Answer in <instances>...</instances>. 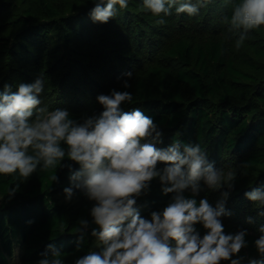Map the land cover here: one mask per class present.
Returning <instances> with one entry per match:
<instances>
[{
  "label": "trees",
  "instance_id": "trees-1",
  "mask_svg": "<svg viewBox=\"0 0 264 264\" xmlns=\"http://www.w3.org/2000/svg\"><path fill=\"white\" fill-rule=\"evenodd\" d=\"M237 2L212 0L195 16L177 14L174 9L169 16H154L143 8V0H129L126 9L117 6L114 19L100 24L89 16L93 0H0V37L6 47L11 39L6 36L21 28L14 33L19 42L8 51L15 53L17 47L29 54L28 71L35 80L43 78V95L79 104L89 100L96 87L99 95L113 89L129 91L132 102L122 108H140L158 130L165 129L159 147L175 140L199 144L213 162L225 155L236 161L239 180L264 187V26L250 31L238 44L239 34L229 31L225 19L231 17ZM210 18L221 20V25L212 23L213 34L207 39L196 41L188 35V28L199 31L196 22L206 23ZM160 19L165 23H157ZM180 21L187 28L175 34ZM139 62L146 67L119 80L123 71L137 68ZM3 70L18 80L28 76L13 64L0 65ZM126 80L131 85L127 89ZM8 84L7 75L0 79V90ZM77 107L69 109L73 119L93 116ZM62 163L65 166L56 170L38 168L27 180L0 175V264H37L49 244L64 253V264H74L90 249L99 250L91 236L96 227L90 215L94 202L78 189L69 203L63 201V189L71 187L70 168L76 170L79 165L67 158ZM52 175L58 180L52 181ZM17 185L15 194L9 196ZM161 188L154 179L150 189L137 198L142 217L149 219L170 201L172 194L164 195ZM247 191L242 198L247 199ZM80 219L89 221L82 238L76 231ZM196 228L204 234L202 225ZM245 239V249L255 253L256 238L247 234Z\"/></svg>",
  "mask_w": 264,
  "mask_h": 264
},
{
  "label": "clouds",
  "instance_id": "clouds-1",
  "mask_svg": "<svg viewBox=\"0 0 264 264\" xmlns=\"http://www.w3.org/2000/svg\"><path fill=\"white\" fill-rule=\"evenodd\" d=\"M212 0H143V8L154 16L177 14L195 16ZM89 16L93 23L107 24L129 0H93ZM229 31L239 34L242 43L250 31L264 26V0H238L232 15L225 18ZM159 24L165 21L160 19ZM132 77V72L125 73ZM124 88L131 85L126 80ZM44 80L20 83L15 91L5 85L0 91V175H18L27 180L39 168L42 171L64 167L65 158L79 168H70L71 187L63 192L71 200L74 189L93 201L90 209L91 236L96 248L78 257L74 264H239L234 255L247 246V230L225 233L223 217L234 174L227 176L210 163L199 144L173 141L167 147L154 120L140 108L125 111L132 102L129 91L111 90L96 97L103 111L99 115L73 119L68 109L41 107ZM158 179L164 195L172 194L160 211L150 219L141 216L137 198ZM57 181L56 175L51 176ZM201 182L219 191L221 199L213 206L207 198L197 200ZM12 188L8 194L17 191ZM191 193L186 196L185 193ZM245 197L264 206V187L245 192ZM264 215V212L260 213ZM251 222V218H249ZM77 232L89 228L87 219L79 220ZM202 225L201 235L196 225ZM255 240L259 259L249 264H264V226ZM174 242V243H173ZM79 248V244L77 245ZM37 264H64V253L49 244Z\"/></svg>",
  "mask_w": 264,
  "mask_h": 264
},
{
  "label": "rangeland",
  "instance_id": "rangeland-1",
  "mask_svg": "<svg viewBox=\"0 0 264 264\" xmlns=\"http://www.w3.org/2000/svg\"><path fill=\"white\" fill-rule=\"evenodd\" d=\"M17 3H14L16 6V10H21L20 8L21 5ZM212 15L216 16V14L214 13ZM214 22H217V26L221 25V20L217 21L215 18H210L206 23H201L200 21H198L196 22L197 24L196 28L199 31L192 32L190 31L191 28H188L187 29L189 30L188 35H192L193 38L196 39V41L202 40L204 38L207 39L210 34H213L212 23ZM207 25L209 26L205 28L204 26H207ZM176 27L174 28L175 34H181L187 28V26L183 27L181 21L177 24ZM20 29L21 28L17 30L13 29L11 33L8 36H6L9 39L11 38L9 40L10 42L6 45V47H5V42L1 40V37H0V51L5 50L4 53H0V65L3 66L5 64V68H8L9 64L10 65L13 64L14 67L21 66V70L25 71L28 74V76L23 75V78L18 80L16 76L13 77L12 74L7 73V70L0 71V79L8 75L9 84L10 86L14 87V89H16L20 83H34L35 82L34 74L29 73L28 71L31 69L29 65L31 62L26 58L27 56H29V54L23 52L22 49L21 51H19L17 47L15 49L16 50L15 53L8 51L10 50V47L15 46L14 43L19 42L18 40H15L14 33H16ZM23 44L29 47L27 41H23ZM28 52H32V51H28ZM32 53L35 54L34 52ZM142 67L143 68L146 67L145 62H139V65L137 66V68H134V66L127 68V70L121 73L119 80H123L124 78L128 77L125 75V73L132 72L133 74H135L137 70ZM3 89L4 88H2L0 91H3ZM98 95H99V90L96 87V90L93 91L92 94L90 95L89 100L82 99L79 101V104H76L74 102L72 103L69 100H66V98L64 97L56 101L54 100V98L50 97L51 94L47 96L41 94L40 96V99L42 101L41 107H47L49 110H52L55 108H65L68 110L69 109L79 110L77 106H81L84 108H80V110L85 109L87 112H90L92 115H99V113L103 111V108L96 100V97ZM85 103L89 105L85 106ZM160 129H161L160 131L162 132V134L163 132L165 134L166 132L165 129L163 128H160ZM157 146L159 147V145ZM208 160L210 163H213L217 169H222L223 172L225 173V176H227L229 172L234 174V187L230 190L229 196L225 204L226 209L231 212V215L225 216L222 218L225 233L227 232L236 233L239 230L246 229L247 234L252 235L256 239H258L259 236L262 235L259 229L262 226H264V215L260 214L264 212V206H259L258 204H254L248 199L242 198V194L245 189L252 190L253 188H255V185H256L255 181L254 182L249 181L245 183L243 180H239L240 178H238L237 170L240 169V165H238V163L234 160H229V158L226 155L224 156V158L218 159L215 162L211 161L210 158H208ZM201 189L202 190L200 191L199 196L196 197L197 200L201 198H207L213 206H215L217 201L222 198L221 193L223 191H229L227 188H223L219 191L210 190L203 184V182H201ZM187 193H190V191ZM63 201L65 203L70 202L67 199ZM249 218H251V222H249ZM253 258L255 259L260 258L258 252L256 251L255 253L251 254L249 250L245 248H243L239 254L233 256V259L239 260V264H249V260ZM222 264H230V261L222 262Z\"/></svg>",
  "mask_w": 264,
  "mask_h": 264
}]
</instances>
